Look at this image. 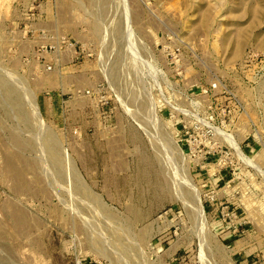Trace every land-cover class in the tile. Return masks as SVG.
Listing matches in <instances>:
<instances>
[{"label": "rangeland", "instance_id": "rangeland-1", "mask_svg": "<svg viewBox=\"0 0 264 264\" xmlns=\"http://www.w3.org/2000/svg\"><path fill=\"white\" fill-rule=\"evenodd\" d=\"M0 264H264V0H0Z\"/></svg>", "mask_w": 264, "mask_h": 264}, {"label": "bare ground", "instance_id": "bare-ground-1", "mask_svg": "<svg viewBox=\"0 0 264 264\" xmlns=\"http://www.w3.org/2000/svg\"><path fill=\"white\" fill-rule=\"evenodd\" d=\"M111 6V5H110ZM119 77V76H118ZM9 87V86H8ZM10 88V87H9ZM13 88V87H12ZM8 91V90H7ZM10 91H12V90H10ZM27 91V90H26ZM30 91V90H29ZM10 93V92H9ZM12 93V92H11ZM29 93V92H28ZM17 94H19V93H17ZM31 96H33V95H31ZM32 99V98H31ZM15 103V102H14ZM22 104V103H21ZM18 107H19V105H18ZM20 108V107H19ZM34 108V107H33ZM21 109V108H20ZM35 109V108H34ZM38 110V109H37ZM36 111V110H35ZM24 112V111H23ZM21 113H22V111H21ZM23 114V113H22ZM25 115V114H24ZM49 134V133H48ZM47 134V135H48ZM46 135V136H47ZM24 141V140H23ZM58 141V140H57ZM40 142V141H39ZM50 142V141H49ZM53 142V141H52ZM39 144V143H38ZM57 145V144H56ZM36 148V147H35ZM50 148V147H49ZM61 149V148H60ZM56 151V150H55ZM52 155V154H51ZM50 156V155H49ZM51 157V156H50ZM59 157V156H58ZM53 158V157H52ZM59 160V159H58ZM57 162V161H56ZM63 162V161H62ZM53 164H55V163H53ZM61 164V163H60ZM59 165V164H58ZM57 167V166H56ZM63 173V172H62ZM72 175V174H71ZM12 176V175H11ZM58 177V176H57ZM61 178V177H60ZM82 187V186H81ZM75 188V187H74ZM72 190V189H71ZM77 190V189H76ZM72 193V192H71ZM100 205V204H99Z\"/></svg>", "mask_w": 264, "mask_h": 264}]
</instances>
